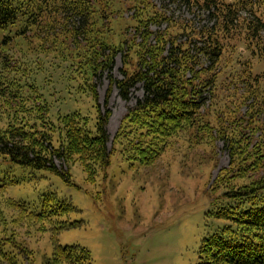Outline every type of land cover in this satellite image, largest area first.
Returning <instances> with one entry per match:
<instances>
[{
  "label": "trees",
  "instance_id": "16d2710c",
  "mask_svg": "<svg viewBox=\"0 0 264 264\" xmlns=\"http://www.w3.org/2000/svg\"><path fill=\"white\" fill-rule=\"evenodd\" d=\"M177 1L198 12L197 17L206 13L207 19L195 26V19L166 17L164 9L143 2L124 17L115 0H0V98L13 112L11 122L0 129V159L62 178L68 176L55 160L67 168L79 162L93 181L110 163V88L127 100L130 90L141 84L142 97L127 111L115 137L126 142L127 159L152 163L170 139L181 136L195 144L202 139L220 141L228 165L219 169L211 189H224L227 198L239 202L208 213L227 225L202 239L198 257L201 264H264V199L259 195L264 176L255 177L264 167V67H259L264 64V0L254 1L261 9L248 10L247 19L239 10L246 0ZM161 24L166 28L159 29ZM117 56L121 79L112 75ZM55 71L60 81L71 84L67 95L75 91L90 97L96 109L93 122L77 111L50 118L51 97L57 93L48 75ZM41 73L51 93L48 98L40 92L44 86H38ZM103 75L109 88L102 110L97 85ZM255 131L260 133L257 141ZM15 183L0 177V195ZM57 200L47 195L38 208L12 199L3 204L27 213L42 227L52 223L55 238L59 231L79 226L54 220L71 209ZM9 219L0 208L5 237L0 238V259L18 264L22 251L12 253L16 237L8 233ZM54 238L42 264H91L86 248L61 246Z\"/></svg>",
  "mask_w": 264,
  "mask_h": 264
},
{
  "label": "rangeland",
  "instance_id": "374dc122",
  "mask_svg": "<svg viewBox=\"0 0 264 264\" xmlns=\"http://www.w3.org/2000/svg\"><path fill=\"white\" fill-rule=\"evenodd\" d=\"M115 1L119 2L124 17H130L136 10L135 4L143 2L151 4L160 12L164 9L166 17L195 19L199 23L195 26L202 25L207 19L206 13L197 17L198 12L193 13L177 0ZM219 1L234 4L232 2L235 0ZM254 1L246 0L240 4L239 10L245 18H250L248 10L257 13V9H261ZM109 6L111 11L113 7ZM109 26H112L111 22ZM165 28L164 24L159 27L161 30ZM155 29L153 27L152 30ZM122 30L128 38L129 33L125 28ZM260 36L264 39V30L260 31ZM119 38L124 40L123 36ZM117 40V37H113V42ZM231 44L237 42L231 41ZM121 63L120 56H117L112 71L116 79L122 78L119 71ZM259 67H264V64ZM49 77L52 84L50 87L57 93L51 97L50 118L56 120L59 114L77 111L93 122L96 109L90 97L75 91L67 95L66 89L71 84L65 79L60 81L57 71L49 74ZM44 79L41 73L38 77V86L41 88ZM236 87L240 93L239 85ZM108 88V80L103 75L97 85L98 103L102 110ZM42 89L41 94L48 98L51 93L46 90V86ZM235 93L239 96V93ZM141 97V84L130 90L127 100L119 97L115 87L110 88L106 108L111 112L106 124L110 163L91 182L79 162L67 168L64 163L55 160L58 170L68 176L62 178L47 170H32L0 159V177L16 181L15 184H9L0 195V208L10 218L8 233L13 232L16 237L12 244L16 247L12 253L22 251L18 264H42L50 255L54 238L52 223H49L51 226L45 224L42 227L31 221L27 213L7 208L3 202L12 199L30 208H38L47 195H55L57 201L67 202L71 207L68 213L54 220L79 224L78 227L59 231L55 235L57 243L61 246L77 245L86 248L91 256V264H201L198 250L202 239L227 225L225 220L215 219L208 213L216 212L222 206L234 207L239 202L238 198H227L224 189L215 192L211 189L219 169L228 165L227 154L220 141L207 143V139H202L198 141L200 144H195L188 137L181 136L175 140L170 139L165 151L152 163L143 165L128 160L126 142L115 137L127 111ZM5 101L0 98V129H5L13 116ZM227 128L225 126L223 129ZM259 134V131L254 132L255 139ZM260 175L264 176V167L255 177ZM240 182L243 183L239 181L238 185ZM259 195L264 199V190L259 191ZM2 232L0 238H5ZM0 264L9 263L3 258Z\"/></svg>",
  "mask_w": 264,
  "mask_h": 264
}]
</instances>
